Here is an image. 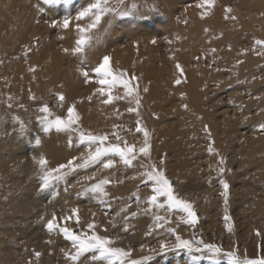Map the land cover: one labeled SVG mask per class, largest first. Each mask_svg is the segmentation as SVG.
Segmentation results:
<instances>
[{"label":"rangeland","instance_id":"374dc122","mask_svg":"<svg viewBox=\"0 0 264 264\" xmlns=\"http://www.w3.org/2000/svg\"><path fill=\"white\" fill-rule=\"evenodd\" d=\"M168 1L152 0V8L146 6L142 12L133 13L127 7V0L122 4L116 0V8L132 14L114 18L110 14L102 16L96 34L100 36V42L86 49L81 57L71 54L80 35L77 25L86 27L91 19L77 20L76 16L94 0L41 5L45 8L43 12L37 7L41 0H35V4L28 0H0V21L4 19L0 22V264L17 261L25 264L20 257L21 248L23 244H36V236L42 239L46 255L54 254L50 264L64 262L65 248L74 251L71 243L58 230L47 231L45 225L53 213L58 218L66 217L73 209L78 216L87 212L89 219L79 218L77 223L73 217L66 225L62 220L57 222L76 232H86L87 225L95 223L101 228L100 236L119 237L112 247L131 250L124 258L126 264H131L132 260L141 261V264H187L189 255L185 250L159 252L162 239L174 242L167 227L175 228L176 234L183 239H190L195 234L205 243L221 247L222 252L215 259H210L207 252L194 253L200 257L196 264H228L231 257L224 253L229 252L241 261L264 258V131L258 128L264 123V48L255 45L256 40H264V0H212L211 5L206 0ZM33 8L37 14L32 12ZM227 8L231 11L226 12ZM9 16L12 20L7 22ZM198 17L202 22L196 20ZM65 18L69 20L67 29L62 27ZM16 28L19 32L11 36L6 32ZM7 36L13 37L9 44L13 50L2 49ZM140 36L151 41L160 40L156 49L163 57L154 59L147 68L145 83L148 86L155 84L156 74L163 71L165 56L162 54H172L171 44L188 49L189 74L198 81L200 95L196 107L189 108L190 102L181 87L186 79L184 69L175 60L176 78L172 76L168 86H160L158 96L149 102L152 110L146 117L133 115L128 111L130 107L119 111L107 107L108 112H94L101 109L109 91L118 85L111 89L101 86L98 83L101 77L92 69L103 56L112 57L114 52L119 56L127 54L129 68L137 69L140 57L134 55L131 58V55L136 52L134 40ZM179 37L180 40L176 39ZM244 63L250 68H241ZM177 64L182 74L176 68ZM50 65L56 66L53 69L60 73L72 67H83L89 72V79L87 82L85 78L79 79L77 95L70 97L72 88L63 75L54 81L56 88L46 76ZM115 65L110 62L109 67L119 75ZM136 69L130 75L128 70H123V78L129 83L140 80V71ZM177 79L180 84L175 83ZM57 94H63L65 100L59 101ZM71 98L87 102L88 114L82 118L84 121L79 118L78 131L107 134L109 143L117 142L115 132L121 141L135 145L138 152L144 143L143 133L136 132L139 122L150 133V158L138 155L131 167L117 163L110 170L97 166L81 169L66 178L70 186L67 193L63 181L41 192L39 166L33 159L44 155L39 146L54 139L66 152L63 159L54 161L49 168H56L73 157L79 162L88 152V145L78 142L77 133L71 134L73 143L69 147V133L52 131L44 134L37 122V116L41 115L39 108L44 104L49 106L53 117H66L67 108L72 106ZM183 105H187V109ZM14 117L26 125L28 132L25 135L19 134V124ZM205 126L210 135L204 131ZM212 136H216L217 144L212 141ZM37 137L41 140L39 145L35 143ZM210 143L211 153L208 151ZM161 158L175 193L194 204L199 216L195 228L179 223L177 216L182 214L174 213L170 215L172 223L165 229L152 230V213L145 214L144 211L151 185L142 182L141 173L148 170L150 164H159ZM221 167L225 169L222 175ZM93 174L96 180L111 176L114 181L122 180L123 183L107 186L109 195L104 202L77 195L85 184L95 182L86 179ZM221 179L229 185L227 204L221 195L224 191ZM133 193L141 198L139 207ZM125 205L127 212L122 215L138 212V216L129 221L131 227L127 233L121 230L123 221L116 215ZM159 214L163 215L164 211L160 210ZM225 215L230 217L231 231L226 228ZM113 221L116 227H113ZM153 249H156L155 253ZM30 252L37 259L34 247ZM91 255L85 254L78 264L83 261L107 264L106 261H92ZM144 256L151 258L145 261Z\"/></svg>","mask_w":264,"mask_h":264},{"label":"snow or ice","instance_id":"6c2138e0","mask_svg":"<svg viewBox=\"0 0 264 264\" xmlns=\"http://www.w3.org/2000/svg\"><path fill=\"white\" fill-rule=\"evenodd\" d=\"M206 2L211 5L212 0H206ZM70 4L71 0H41V3L37 5L38 11L43 12L45 8L41 5H57V4ZM118 3L122 4L123 0H118ZM135 7V5H133ZM231 9L227 8L226 12H230ZM110 14L113 18L117 15L126 16L131 15L129 11L118 9L115 6L110 5V0H94L93 3H90L88 7L83 8L78 15L76 16L77 20H83L88 17L91 19L86 27H81L77 25L78 32L80 33L78 39L75 41V47L71 49V54H79L81 57L85 55L86 49L93 47L95 44L100 42V36L95 35L94 31L97 29V25L101 22L102 16ZM229 19H235V17H227ZM55 23V22H53ZM111 23V20H109ZM62 27L67 29L69 27V20L65 18L62 23ZM207 31V30H206ZM255 45L264 48V40H256ZM67 53L69 49H64ZM215 51V50H213ZM84 61H81L83 65ZM110 57L103 56L98 65L92 69L97 76L101 77L98 83L101 86H107L109 89L119 85L124 89L125 96H133L135 91L134 88L129 86V81L125 80L124 73L119 75L115 74L109 67ZM176 68L182 70L179 64L176 65ZM33 70V69H30ZM81 75L84 76L85 81L89 79V72L83 67H78L77 69ZM135 79V77H132ZM176 84H180L181 81L177 79ZM147 89H145L146 91ZM104 94L103 92L101 93ZM30 99H35L30 97ZM57 99L61 102L65 100L63 94H57ZM91 99V97H89ZM113 99H123V97H113L111 91L107 94V99L103 102L105 104L111 103ZM137 108L139 107V100H136ZM187 109V105H183ZM137 108H128L129 112L137 111ZM39 113L41 115L37 116V122L40 125V131L44 134H49L52 131L57 133H69L68 144L69 147L72 146L73 137L72 133H77L78 142L80 144L88 145V152L86 157L80 158L77 162V157L69 159L64 164H59L56 168L48 167V160L44 155L39 156V158L34 157V161L39 166V177L41 183L39 185V190L42 192L49 189L53 184H59L61 181L65 183L64 191L67 193L69 187L67 185V177L78 170L88 169L93 166L102 167L103 169L110 170L116 166L117 163H122L126 167H131L133 161L137 159L138 155L150 158V149L151 144L149 142L150 133L141 125L139 122L136 126L137 133H143L144 143L143 146L139 147L138 152L135 145H129L126 141H121V138L115 132L113 135L116 137V143H109V137L105 135H94L92 133H85L78 131L76 125L78 123L79 117L75 112L74 106H69L67 108V115L65 116H55L50 112L49 106L44 104L40 106ZM19 124V134L25 135L28 132L26 125L19 120V118H13ZM258 128L261 131H264V123L258 125ZM204 131L210 135L209 129L207 126L204 127ZM35 143L39 145L41 140L39 137L35 139ZM208 151L211 153L213 148L211 143L209 145ZM223 157L220 158V163L223 164ZM164 160L160 159L159 164L152 163L148 166V170L141 173L142 182L148 183L151 185L150 192L151 194L147 197L145 204L147 205L145 214L152 213V230H161L165 229L166 225L172 223L170 219L171 214H182L177 216L179 223H183L192 228L199 223V216L195 210L193 202L180 198L174 191L173 183L167 178L165 171L163 169ZM220 174L222 175L225 172V169L221 167L219 169ZM88 181H95L93 183L85 184L81 191L77 193L80 196H90L91 198L104 202L108 197L109 193L106 190V187L113 183H123L122 180L114 181L111 176L104 177L102 179L96 180L95 175L89 176L86 178ZM220 184L223 186L224 191L221 195L224 197V202L227 204L228 199V189L229 185L223 180H220ZM58 194V193H54ZM133 198L136 200L137 205H140V196L137 193H133ZM127 205L122 207L117 216L123 221L122 231L127 233L131 227L129 221L135 219L138 216V212H128L125 215L123 213L127 212ZM160 210L164 211V214L161 215ZM73 217H76L77 223H79V217L75 209L72 210L71 215L66 217L58 218L55 213H53L52 218L47 220L46 229L50 233L58 230L60 234L71 243V248L74 251H64V256L70 264H78L80 258L85 256L87 253H91L92 261H106L107 264H126L124 258L130 255L131 250H124L122 248L112 247L115 243V239L119 237H107L100 236L94 230L96 225L95 223H89L87 225L88 231L86 232H76L70 229L67 226H61L58 223V219L62 220L66 225L68 220H71ZM41 220L44 219L43 216L40 217ZM224 220L226 222V228L228 231L232 230L231 225L228 223L230 217L225 215ZM113 227H116L115 221H113ZM167 232L174 236V242L161 240L159 243V252L166 253L169 251L175 250H185L189 255V260L187 264H196L200 258L194 253H203L207 252L210 254V259H215L218 257L222 249L214 243H205L202 238H198L195 234L190 239H183L180 235L176 234V229L172 227H167ZM151 234V231L149 232ZM257 235H260L257 231ZM143 248V246H141ZM63 251V250H62ZM153 253L156 252V249L152 250ZM37 257L41 254L39 252L35 253ZM224 255L231 257L228 264H264V258L260 259H245L241 261L238 259L234 253H224ZM150 256H144L143 260L150 259ZM131 264H141V261L132 260Z\"/></svg>","mask_w":264,"mask_h":264},{"label":"bare ground","instance_id":"6f19581e","mask_svg":"<svg viewBox=\"0 0 264 264\" xmlns=\"http://www.w3.org/2000/svg\"><path fill=\"white\" fill-rule=\"evenodd\" d=\"M29 1L33 2V4H35V0H28V2ZM151 1L152 0H127L126 4H127V7L133 13H140L143 11V8L146 6L148 7V9H150L151 4H152ZM165 1L169 2L168 0H165ZM115 2H116V0H111L110 5L115 6L116 4H118L117 2L116 3ZM133 5H135V7H133ZM24 9L26 10V8H24ZM32 12L34 14H37V12L35 13V8H33ZM8 18L9 19H7L8 20L7 22H10L12 20V16H9ZM196 20H198V22H202L200 17H198V19L196 18ZM3 21H4V19H3ZM3 21H0V22H3ZM6 32H9L10 33L9 36H11V34H14L15 32H19V31L16 28V29L7 30ZM98 33H99V28L94 31L95 35ZM9 36H7L4 39L3 44H2V49L3 48L9 49V50L12 49V48H9V44L12 43L13 37H9ZM39 37H41V36H39ZM176 39L180 40V37L176 38ZM154 42H156V44ZM159 42H160V40L151 41L149 39H144L143 36H140L134 40V49L136 50V52L132 51L133 53L131 55V58L134 55L136 57H140L139 62H138L139 65H138L137 69L136 68H132V69L129 68V66H128L129 64L126 63V59H129V56L127 54H125L123 56H119L118 54H116V52L113 53V56L110 57V62L113 65H115V63L117 64V66L115 65L116 66L115 71L118 72V74H119V73H122L123 70H128L127 73H128V75H130V72L134 71L133 69L139 70L140 71V80H137L134 83H129V86L131 88L135 89L133 96H131V97L125 96L124 89L118 85L117 88L111 92V94L113 95V97H123V99H113V101L111 103H107V104L102 103L103 105L102 104L100 105L101 109H95L94 112H96L97 110L99 112H108V110L106 109L107 107H110L112 109L116 108V109H118V111L122 108H125V107L135 106L134 108H137L136 100H139V107L137 108V111L133 112V115L138 116V117H146L147 115H149L148 114L149 111L152 110V106H150L149 102L158 96L160 86L166 87L169 84L168 82H170V80H169L170 77L173 76L174 79L176 78V75L174 74V71H173V64L175 63V60H178L184 69V74L186 76V79L183 82V84L181 85V87L184 88L185 93H186V97L188 98V102H190L189 108L191 109V107L194 108L198 105V102L200 99L199 98L200 97L199 90H198V81H196V78H193L192 75L189 74V71H190V69H189V61H190L189 56L190 55H189L188 49L184 50V46H181V47L179 46V48H177L178 47L177 45H176L177 47L175 45H172V44H171L172 45V47H171V45H170V48L173 49L171 52L172 54L169 56H168L169 53L168 54L167 53L162 54L165 56V60L162 61V62H164L165 66H164L163 71H160L159 73L156 74V77H157L156 83L151 85V86L146 85L145 81L147 78V74H146L147 68L151 65L152 62H154V59H160V58L162 59L163 58L159 54L161 51L156 49V46L159 45ZM233 46L235 47V44H233ZM0 50H1V48H0ZM100 50L101 49H99V51ZM31 56H32V54H31ZM57 66H59V65H57ZM53 67H56V66L50 65L48 70H47V73H46V76L48 75L49 78L51 79V83L52 84L55 83L54 87L56 88V82H54V81L58 80V77L60 75H63L67 79L66 81L68 83H70L69 84L71 86L70 89L72 88V90H70V91L68 90L70 97H71V95L73 97H75V95H77L76 88L78 89V86H79L78 80L79 79L84 80V77H81V73L77 70L78 67L77 66L72 67V68L68 69L66 72H62V73H60L57 70H54ZM241 68L249 69L250 65L248 63H244L241 66ZM57 69H58V67H57ZM199 82H201V79L199 80ZM72 85H75V86H72ZM145 89H147V90L145 91ZM72 100H73L71 102L72 106H74L76 114L78 115V117L82 121L84 119V117L87 116V114H88V111H87L88 109L86 108L87 102L85 100L84 101H80V100L77 101L76 99H72ZM212 137H213L212 141L214 142V144H217L216 136H212ZM38 149L47 158V160L49 162L48 167H50L54 161L58 162L61 159H63V156L66 154L61 143H58L57 141L55 142L54 139H48L41 146H39ZM38 149H37V155H38ZM32 170H33V168H32ZM43 210H44V208H43ZM27 214H28V212H27ZM78 217L80 219H83L84 221H86L89 219L90 215H87V212L84 211V212H82V214L79 213ZM83 224H85V223H83ZM95 229H97V233L99 235L102 233L101 228L96 226ZM35 239H36L37 243L34 245L23 244V247L21 248V251H20V257L23 259V262L25 264H50L51 259H52L54 254L49 252L50 257L47 256L46 250L44 251L45 246H44V243H42V239L37 238V236ZM31 241H34V239L33 240L31 239ZM31 247L32 248L34 247V250H36L35 253L39 252L41 254L39 257H37V259H34V256L31 255V252H30ZM65 251H68V249L65 248ZM62 259H64V256L62 257ZM13 264H21V263L19 261H17ZM57 264H69V262L65 260L64 262H62V263L59 262ZM84 264H89V263L84 262Z\"/></svg>","mask_w":264,"mask_h":264}]
</instances>
